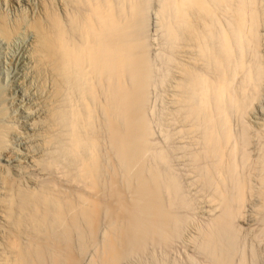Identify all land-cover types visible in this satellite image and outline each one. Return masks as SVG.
I'll use <instances>...</instances> for the list:
<instances>
[{
  "label": "bare ground",
  "instance_id": "6f19581e",
  "mask_svg": "<svg viewBox=\"0 0 264 264\" xmlns=\"http://www.w3.org/2000/svg\"><path fill=\"white\" fill-rule=\"evenodd\" d=\"M60 3L63 13L45 5L35 24L56 100L45 139L54 148L34 161L78 189L5 174L0 264H82L91 247L90 264H124L150 244L173 248L197 208L180 158L211 208L192 237L204 260L189 263L247 264L238 220L257 183L264 235V0ZM158 84L170 95L162 146L150 107ZM162 258L149 264H178Z\"/></svg>",
  "mask_w": 264,
  "mask_h": 264
},
{
  "label": "rangeland",
  "instance_id": "374dc122",
  "mask_svg": "<svg viewBox=\"0 0 264 264\" xmlns=\"http://www.w3.org/2000/svg\"><path fill=\"white\" fill-rule=\"evenodd\" d=\"M60 2H62V0H48V2L47 0H0V143H2L0 144V193L3 190L2 180H4L3 177L5 174H9L8 176L11 177V179H14L23 187H27L28 184V186L31 185L32 188H36L38 187L37 184L40 186L42 181L54 177L55 182L58 180L56 184L62 185L61 187L65 190H71L70 188H75V190L78 189L76 184L75 187L72 185L71 187L70 184L68 185V183L71 182H69V180L68 182L66 181L63 176L64 174H61L63 173L61 169L56 168L53 169L54 171H47L42 166H39L37 164L38 162L36 163L40 158H45V156L48 157L54 146L51 147L52 143L50 145L45 139L49 137L48 135V137L46 136V133L49 134V132L53 130L50 128V130L48 129V127H51V121H49L50 114L48 113L51 112L52 106H54L56 100V98H54L55 92H53L56 83L53 81L55 75H52L54 73L49 69L50 67H47L48 65L45 67L44 63H40L42 62L40 58V61L38 60V34L35 26L37 25L36 22L38 23V20L42 18L43 13V19L45 17V12H42L46 10H44L45 5H49L50 8L54 7L59 10V13H63L62 3ZM155 6L157 5L155 4ZM58 7L60 9H58ZM151 15L153 19L151 18L152 20L150 21V31L153 36V50L157 51L159 49L157 47L159 40L157 39V43H155V39L157 36L159 37L160 30L157 29L158 23L156 22H158V19L154 17L155 12L153 11ZM42 20L40 22H42ZM160 85H156L155 87L157 88L154 87L152 90L153 93L150 94V107L152 109V127L154 133L155 131L157 133L154 134L153 138L154 141L156 140V143H160L161 140L162 142L160 144L162 146L163 142L165 144V141L163 140L161 128L166 124L164 121L166 120L167 122L168 108L170 106V101H168V99L170 100V95L168 98L167 96L169 93H166L169 92L168 86L164 84ZM263 97L259 105L260 108L263 107L264 109ZM48 121L50 123H48ZM173 128L174 126L172 129ZM35 157H37V160ZM34 159L36 161H34ZM174 163L177 170L181 171V176L183 175L182 180L184 179L183 183L185 184L184 187L188 196L192 198V201L195 200L194 203L196 202L195 207L197 208L189 214L193 216V218L184 227L181 235L182 238L180 237L174 244L172 243L170 245L173 246V248L168 247L169 249L166 248V250H164L165 247L161 248L160 246L150 244L151 247H148V251L143 254L141 253V255H137V257L131 256L124 264H149L154 256L159 260H163L164 258L162 257L166 259L168 256V261L176 260L178 264H185L186 262L188 264L191 262L188 260L194 256L196 259L198 258L197 260H204V255L197 251L198 249L193 243L192 237L198 234L200 225L202 226L205 220L210 217L211 208L209 203L205 201L202 202V196L200 197V194L198 195L200 192L197 191L198 186H195L196 184L193 183L195 177L191 175L193 173L192 170L190 171L191 166L187 164L189 162L180 158L175 159ZM25 168L28 170H25ZM59 170L61 172H59ZM38 178H40V180ZM255 180L257 179L254 178L252 183H256L257 181ZM253 185L255 189L253 190L254 192H251L253 195L249 194L248 200L246 204H244L245 206H243V216L238 220V226L243 235H241L240 248L243 250L247 264H264V235L261 231L263 227V217L260 212H258V206L261 204L262 198L258 196L260 195L257 192L258 183V186L256 184ZM190 212L191 211H188V213ZM1 221L2 220H0V245L2 243L1 238H3L1 234L4 232L3 228H5L4 225L2 226L3 223L1 224ZM93 250L94 248L92 249L91 247L85 255H82L84 258H82V264H90L88 261L91 259L90 256H93ZM189 256L190 258H188Z\"/></svg>",
  "mask_w": 264,
  "mask_h": 264
}]
</instances>
